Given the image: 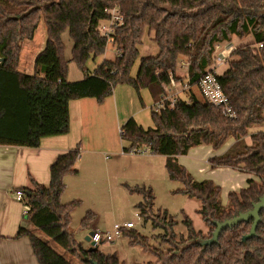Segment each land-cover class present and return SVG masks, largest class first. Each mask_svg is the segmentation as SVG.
I'll return each mask as SVG.
<instances>
[{
  "label": "trees",
  "instance_id": "obj_1",
  "mask_svg": "<svg viewBox=\"0 0 264 264\" xmlns=\"http://www.w3.org/2000/svg\"><path fill=\"white\" fill-rule=\"evenodd\" d=\"M113 8L124 19L112 35L118 54L114 59L103 58L92 70L88 62L103 57L108 43L99 25ZM41 20L47 25L45 46L34 58L32 73L20 71L23 44L34 38ZM66 32L73 41L70 57ZM146 33L159 51L141 57L138 72L132 76ZM250 35L251 42L232 50L228 69L216 73L231 109L226 113L203 97L199 81L211 69L217 44ZM184 57L188 64L185 79L177 75ZM0 58V145L39 147L45 137L68 134L70 102L102 100L117 84L131 85L139 94L147 89L156 102L168 92L172 80L188 81L189 87L182 92L185 97L179 96L174 107L152 111L154 127L144 128L130 117L121 128V138L127 143L124 153L145 147L166 157L169 177L183 183L176 192L201 201L198 212L209 230H196L185 216L187 234H176V221L167 211L152 213L155 195L143 184L127 187L143 197L136 207L144 222L151 220L154 228H164L154 235L164 246L150 244L135 228L126 234H131V243L141 244L156 256V261L142 264H264V209L256 234L245 243L242 239L250 232L253 218L225 228L217 243H199L213 236L215 222L251 210L264 196V131L250 134L252 127L264 125V0H0ZM70 61L77 63L83 79H68ZM230 140L233 143L225 152L209 158L211 167H230L254 178L248 179L247 187L230 191L224 204L221 186L210 179L196 180L178 156L199 145L219 150ZM79 155V144L58 155L51 164L48 185L31 177L27 186L19 188L28 206L29 227L21 226L16 237L29 238L38 264L74 263L35 230L82 264H125L117 253L89 251L71 231L72 211L80 200L64 203L62 196L66 177L79 172ZM94 216L88 212L81 228L90 227Z\"/></svg>",
  "mask_w": 264,
  "mask_h": 264
},
{
  "label": "rangeland",
  "instance_id": "obj_2",
  "mask_svg": "<svg viewBox=\"0 0 264 264\" xmlns=\"http://www.w3.org/2000/svg\"><path fill=\"white\" fill-rule=\"evenodd\" d=\"M108 22H101V25H107ZM47 35V25L41 20L35 36L32 40H26L23 44L21 54L20 70L32 73V59L45 46ZM66 43V55L70 57L73 41L66 32L64 35ZM253 40L252 36L245 39L235 37L231 42L225 43V47L234 45L235 47L249 43ZM159 51L157 44L152 40L151 35L145 34L143 44L140 46V55L132 68V76H136L141 57L155 56ZM108 59H114L118 54L113 42H109L106 47ZM105 54V53H104ZM230 55V54H229ZM229 59L223 61L216 68L218 73H223L229 67ZM187 58L178 63L177 75L184 78L187 75ZM102 57L96 61H89L88 66L94 70ZM215 65V60L211 68ZM84 78L83 72L75 61L69 63V80L78 81ZM186 81V80H185ZM172 93V92H170ZM142 97V100L140 98ZM179 96L185 97L180 93ZM161 99V97H160ZM159 99V100H160ZM158 101V100H157ZM153 98L147 89L141 90L139 94L135 88L128 84H117L113 93L104 97L102 100L96 98H84L73 100L70 103L72 110V119H70L71 137H80L83 135L85 140L79 143L80 155L84 150L99 149L100 153L93 155L95 157L97 168L94 172L88 169L83 170L80 176L71 175L67 177L66 182H70L62 196L64 203L73 200H80L79 205L72 211V220L70 224L71 231L76 241L83 242L85 247H90V243L85 240V236L92 230V224L101 231H111L115 223L124 224L132 221L135 224V230L146 236L152 245L164 246L159 235L164 232V228L153 227L152 221L147 223L139 216V209L136 205L143 200L142 195L131 193L127 185L151 187L155 195L154 215L163 214L167 211L176 221L173 229L176 234H187V227L183 223L185 216H189L198 231L208 232L209 227L204 222L202 215L198 212L201 207V201L198 198H191L183 193H177L178 189L183 188V183L179 180H172L165 167V156L157 155L146 151L141 147L139 152L143 153H124L123 146L127 143L121 138V128L126 121L133 117L144 128L155 126L152 117ZM78 110H86L89 115L86 126L80 124L78 120ZM104 112V118L99 122L100 113ZM84 129V130H83ZM77 146V145H76ZM85 155V157H87ZM150 157H154L151 158ZM78 163V162H77ZM214 176V177H213ZM212 177L217 180L216 176ZM75 177V178H74ZM217 184H220L217 182ZM66 194V195H65ZM223 203L226 201L221 194ZM95 214L92 224L86 229L81 228V220L88 213ZM134 229V228H133ZM131 229H125L123 234L113 243L100 244L98 249L106 254L117 253L120 260L125 264H142L149 261H156V256L146 250L141 244L131 243V234H126ZM40 237L49 240L50 244L59 252L64 254L66 259L74 264H82L80 260L64 251L59 245L49 238L45 237L40 231L35 230Z\"/></svg>",
  "mask_w": 264,
  "mask_h": 264
},
{
  "label": "crops",
  "instance_id": "obj_3",
  "mask_svg": "<svg viewBox=\"0 0 264 264\" xmlns=\"http://www.w3.org/2000/svg\"><path fill=\"white\" fill-rule=\"evenodd\" d=\"M229 42L220 43V50H223L225 55L231 54L232 50L236 48L234 45L225 47L224 44ZM35 56L32 59L31 65L34 63ZM105 57L107 58L106 52L102 59ZM78 112L79 116L77 118L84 127L86 126L87 119L89 120V115L86 110H78ZM104 115L102 111L99 115L100 118L98 117L99 122L104 118ZM70 119H72V110H70ZM259 130L264 131V125L252 127L250 134ZM84 140L83 131V135L80 137H71L70 132L66 135L45 137L42 139L39 147L0 145V264H38L29 238L16 237L19 228L21 226L29 227V223L26 219L24 203L14 198L15 191L23 186H27L31 177L39 183L48 185L51 180L50 167L58 155L76 147V145ZM246 142H251L250 135L246 137ZM232 143L233 140H230L219 150H214L211 145H199L192 147L187 154L178 156L180 164L185 166L196 180L210 179L216 184L217 182L220 183L218 185L221 186L222 195L226 199L224 204L228 202L230 191H238L247 187L248 179L254 178L252 174L230 167H218L215 169L211 167L209 158L216 154H222ZM88 153L91 154L87 155V150H84L82 155H79L78 163L76 164L79 172L75 177L80 176L81 172L85 169H88L90 172L96 170L97 163L93 155L99 154L100 150L93 149L89 150ZM213 175L219 181H216ZM66 183L67 188H69L70 182ZM92 227L95 226L92 224Z\"/></svg>",
  "mask_w": 264,
  "mask_h": 264
},
{
  "label": "built area",
  "instance_id": "obj_4",
  "mask_svg": "<svg viewBox=\"0 0 264 264\" xmlns=\"http://www.w3.org/2000/svg\"><path fill=\"white\" fill-rule=\"evenodd\" d=\"M123 16L120 14L117 8H113L110 10V17L106 20H103L105 22H108L107 25H99V30L101 33L107 38L108 43L112 42V35L115 32L116 26L121 24L123 22ZM101 21V22H103ZM107 43V44H108ZM107 47V46H106ZM259 47H262L260 45ZM221 45H216L215 50V65L208 71L199 81V90L203 97L213 104L216 107L222 108V110L226 113H230L231 109L228 104V99L223 92L221 85L216 77L217 66L219 64H222L223 61L230 58V55H225L223 53V50H220ZM186 62V61H185ZM186 65L188 66L187 62ZM189 87L188 81H176L172 80L171 84L168 86V92L161 95V99L156 101L153 104V109L157 112H160V110L169 107H174L175 102L178 99V94L184 92L185 89ZM172 92V93H170ZM150 152L147 148L144 152ZM139 150L137 151V153ZM143 153V152H139ZM14 198L19 201L23 202L24 200V193L22 190H16L14 194ZM25 209L27 211L28 206L25 205ZM135 228V224L132 221L126 222L124 224L121 223H115L113 226V229L111 231H101L96 227H92V231L94 234L91 236V241L95 242V245L99 247L100 244L103 243H113L116 239H118L125 229H133Z\"/></svg>",
  "mask_w": 264,
  "mask_h": 264
},
{
  "label": "water",
  "instance_id": "obj_5",
  "mask_svg": "<svg viewBox=\"0 0 264 264\" xmlns=\"http://www.w3.org/2000/svg\"><path fill=\"white\" fill-rule=\"evenodd\" d=\"M3 59L0 58V61ZM264 209V196L260 198V200L257 203L253 204V208L247 212H241L237 216L226 219L223 222H215L216 229L213 232V236L210 239H201L199 240V243L202 245H211L214 243H217L220 237V234L222 231L227 228L231 227L233 225L238 224L242 221H248L251 218L254 219L250 232L243 237V242L245 243L249 238L253 237L256 234L258 224L261 221L260 212ZM94 234V232L91 230L87 233L85 236V240L90 243V247L88 248L89 251L97 250L98 246L95 245V242L91 241V236ZM93 264H98L96 262L91 261Z\"/></svg>",
  "mask_w": 264,
  "mask_h": 264
}]
</instances>
